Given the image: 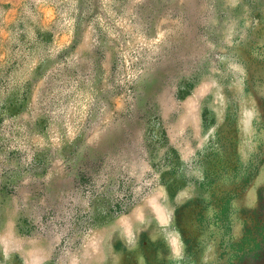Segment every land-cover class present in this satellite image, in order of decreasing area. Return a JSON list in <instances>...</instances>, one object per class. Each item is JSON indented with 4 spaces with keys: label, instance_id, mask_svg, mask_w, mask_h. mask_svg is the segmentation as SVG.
Returning <instances> with one entry per match:
<instances>
[{
    "label": "rangeland",
    "instance_id": "374dc122",
    "mask_svg": "<svg viewBox=\"0 0 264 264\" xmlns=\"http://www.w3.org/2000/svg\"><path fill=\"white\" fill-rule=\"evenodd\" d=\"M222 194L238 238L264 205V0H0V264H227L191 225Z\"/></svg>",
    "mask_w": 264,
    "mask_h": 264
},
{
    "label": "trees",
    "instance_id": "16d2710c",
    "mask_svg": "<svg viewBox=\"0 0 264 264\" xmlns=\"http://www.w3.org/2000/svg\"><path fill=\"white\" fill-rule=\"evenodd\" d=\"M210 203L212 215L209 217L204 215L209 203L204 206L196 204L200 209L194 213L191 225L197 233H204L211 228L212 232L215 231V235L210 232L209 237L216 239L219 259H223L227 264H239L247 259L264 255V205L247 215L242 223L241 234L236 238L232 235L231 197L222 194ZM175 214L177 216L178 211H175ZM180 234L186 252L197 251L203 243V240L201 242L195 234L189 235L183 227L180 229Z\"/></svg>",
    "mask_w": 264,
    "mask_h": 264
}]
</instances>
